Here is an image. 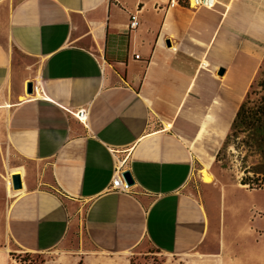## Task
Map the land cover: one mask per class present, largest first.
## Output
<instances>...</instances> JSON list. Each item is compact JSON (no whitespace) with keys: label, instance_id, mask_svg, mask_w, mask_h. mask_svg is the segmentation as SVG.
<instances>
[{"label":"crops","instance_id":"1","mask_svg":"<svg viewBox=\"0 0 264 264\" xmlns=\"http://www.w3.org/2000/svg\"><path fill=\"white\" fill-rule=\"evenodd\" d=\"M216 1L0 0V113L23 181L0 264L12 247L44 264H131L144 243L187 264H264L260 218L224 209L212 251L189 188L264 63V0ZM81 107L87 125L70 113ZM114 151L129 155L131 193L110 189Z\"/></svg>","mask_w":264,"mask_h":264},{"label":"rangeland","instance_id":"2","mask_svg":"<svg viewBox=\"0 0 264 264\" xmlns=\"http://www.w3.org/2000/svg\"><path fill=\"white\" fill-rule=\"evenodd\" d=\"M5 121L4 113H0V246L3 247L4 245L11 246L7 235V211L9 204L13 199V194L18 192L15 191L12 186V176L10 174L9 165V156L11 153L4 139ZM224 135H226L225 132L220 133L217 131L214 135L215 139L212 141L211 148L215 147ZM222 142L217 149L207 151H210V154H214L219 147H221ZM212 159L213 157L211 160ZM198 163L199 165H197V168L201 169L199 172L200 175H197L192 179L189 188L193 193L199 195L204 200L210 210L212 217L210 243L212 251H216L218 248L220 213H222L224 209L225 212H234L238 218L244 216L247 221H254L258 217L260 218L259 220L264 223V188H252L249 185H243L240 182L242 176L238 171L237 166H234V168H224L220 163L215 161L206 163L202 158L199 159ZM207 173L211 175L212 181L206 183L204 176ZM224 198L226 199L225 204L223 200ZM10 254L12 264H29L30 262H25L23 260L26 252H22L12 247ZM33 254L37 255L41 253ZM41 256L46 260L44 254H41ZM196 257L200 258L201 256L196 254ZM187 261L188 258L186 260V257L184 256L163 255L150 243L142 244L131 258V264H187Z\"/></svg>","mask_w":264,"mask_h":264},{"label":"trees","instance_id":"3","mask_svg":"<svg viewBox=\"0 0 264 264\" xmlns=\"http://www.w3.org/2000/svg\"><path fill=\"white\" fill-rule=\"evenodd\" d=\"M215 162L224 168L237 166L243 185L264 188V65L240 103ZM23 260L45 262L41 254L31 252H26Z\"/></svg>","mask_w":264,"mask_h":264},{"label":"built area","instance_id":"4","mask_svg":"<svg viewBox=\"0 0 264 264\" xmlns=\"http://www.w3.org/2000/svg\"><path fill=\"white\" fill-rule=\"evenodd\" d=\"M189 3V5L193 8L198 7H208L212 8L216 5V0H185ZM178 4V0H171L170 6L174 7ZM130 28H137L140 25V20L138 17V12L132 13L130 17ZM136 57H139L136 55ZM34 91L39 92V88L37 85L34 86ZM70 113L76 117L78 120L83 122L85 125L88 124L89 119V108L88 107H81L76 110H70ZM114 154L116 155L117 162L114 169V176L112 183L110 185L111 190L119 191V192H125V193H131L132 187L129 185L123 178V173L126 171V167L128 164L129 155L126 154L123 157L117 156L118 152L114 151Z\"/></svg>","mask_w":264,"mask_h":264},{"label":"water","instance_id":"5","mask_svg":"<svg viewBox=\"0 0 264 264\" xmlns=\"http://www.w3.org/2000/svg\"><path fill=\"white\" fill-rule=\"evenodd\" d=\"M219 73L223 74L224 69H221ZM33 92H34V83H33V81H29L27 83V93L33 94ZM123 178L131 186L135 183V180H134L130 170L124 171ZM12 186L15 190H19L23 187L22 176L20 173H16V174L12 175Z\"/></svg>","mask_w":264,"mask_h":264},{"label":"bare ground","instance_id":"6","mask_svg":"<svg viewBox=\"0 0 264 264\" xmlns=\"http://www.w3.org/2000/svg\"><path fill=\"white\" fill-rule=\"evenodd\" d=\"M231 109L228 111V115H230L231 114ZM231 116V115H230ZM228 117H226V119H227ZM204 180L206 181V182H211L212 181V177H211V175H209L208 173L207 174H205V176H204Z\"/></svg>","mask_w":264,"mask_h":264}]
</instances>
